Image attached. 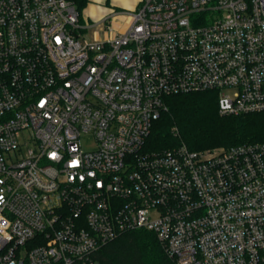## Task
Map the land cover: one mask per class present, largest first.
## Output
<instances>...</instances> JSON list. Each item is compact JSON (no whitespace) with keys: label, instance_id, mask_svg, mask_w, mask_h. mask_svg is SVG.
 Returning <instances> with one entry per match:
<instances>
[{"label":"built area","instance_id":"built-area-1","mask_svg":"<svg viewBox=\"0 0 264 264\" xmlns=\"http://www.w3.org/2000/svg\"><path fill=\"white\" fill-rule=\"evenodd\" d=\"M128 15L90 41L72 1L0 0V264H94L139 230L174 264H264V142L144 144L171 95L264 112V0H140Z\"/></svg>","mask_w":264,"mask_h":264},{"label":"trees","instance_id":"trees-1","mask_svg":"<svg viewBox=\"0 0 264 264\" xmlns=\"http://www.w3.org/2000/svg\"><path fill=\"white\" fill-rule=\"evenodd\" d=\"M70 1V0H69ZM81 13L88 0H71ZM145 140L149 152L190 151L264 142V112L220 115L214 91L171 95ZM175 129V130H174ZM94 264H174L152 232L125 233L93 254Z\"/></svg>","mask_w":264,"mask_h":264},{"label":"rangeland","instance_id":"rangeland-1","mask_svg":"<svg viewBox=\"0 0 264 264\" xmlns=\"http://www.w3.org/2000/svg\"><path fill=\"white\" fill-rule=\"evenodd\" d=\"M137 1L138 0H88L87 5L81 12V23L85 26L82 37L90 41L103 39L102 22L104 19H110L111 26L115 29L130 22L131 19L128 13L135 10V3H137ZM83 147L86 149L92 148L93 141L91 139H85ZM213 149L226 148L215 147L205 150Z\"/></svg>","mask_w":264,"mask_h":264},{"label":"crops","instance_id":"crops-1","mask_svg":"<svg viewBox=\"0 0 264 264\" xmlns=\"http://www.w3.org/2000/svg\"><path fill=\"white\" fill-rule=\"evenodd\" d=\"M140 2V0L137 1V3H135V7L137 6V4ZM127 24V23H126Z\"/></svg>","mask_w":264,"mask_h":264}]
</instances>
